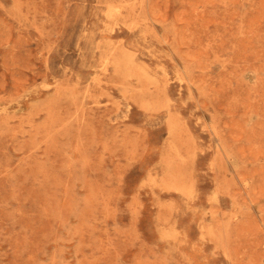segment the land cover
Returning <instances> with one entry per match:
<instances>
[{"label":"rangeland","instance_id":"1","mask_svg":"<svg viewBox=\"0 0 264 264\" xmlns=\"http://www.w3.org/2000/svg\"><path fill=\"white\" fill-rule=\"evenodd\" d=\"M0 264H264V0H0Z\"/></svg>","mask_w":264,"mask_h":264}]
</instances>
